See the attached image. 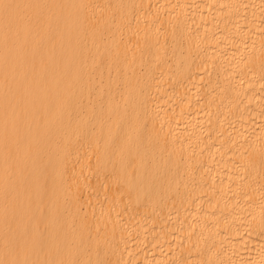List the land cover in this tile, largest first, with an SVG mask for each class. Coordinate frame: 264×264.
Masks as SVG:
<instances>
[{
    "label": "bare ground",
    "instance_id": "bare-ground-1",
    "mask_svg": "<svg viewBox=\"0 0 264 264\" xmlns=\"http://www.w3.org/2000/svg\"><path fill=\"white\" fill-rule=\"evenodd\" d=\"M0 264H264V0H0Z\"/></svg>",
    "mask_w": 264,
    "mask_h": 264
}]
</instances>
